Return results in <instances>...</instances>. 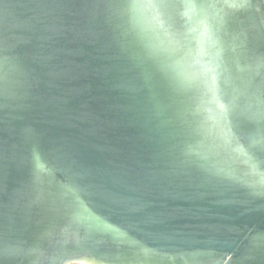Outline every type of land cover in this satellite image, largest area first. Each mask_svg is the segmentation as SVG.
<instances>
[{
  "label": "water",
  "instance_id": "1",
  "mask_svg": "<svg viewBox=\"0 0 264 264\" xmlns=\"http://www.w3.org/2000/svg\"><path fill=\"white\" fill-rule=\"evenodd\" d=\"M0 264H264V0H0Z\"/></svg>",
  "mask_w": 264,
  "mask_h": 264
}]
</instances>
